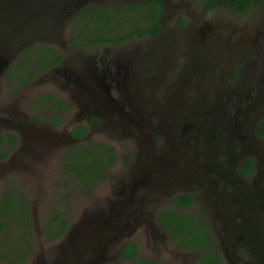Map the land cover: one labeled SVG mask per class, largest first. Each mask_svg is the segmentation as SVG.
Listing matches in <instances>:
<instances>
[{"label":"flooded vegetation","instance_id":"obj_1","mask_svg":"<svg viewBox=\"0 0 264 264\" xmlns=\"http://www.w3.org/2000/svg\"><path fill=\"white\" fill-rule=\"evenodd\" d=\"M150 1L156 0H0V62H7L0 83L10 79L15 60L34 59L35 53L25 57L30 49L46 48V57H62L47 71L36 70L42 86L56 87L43 90L38 110L39 94L34 97L26 87L34 77L18 100L25 103L24 113L0 110L8 116H0V123L25 136V149L49 147L61 159L72 145L90 140L114 148L122 167L114 170L115 165L109 175L115 171L120 189L103 204V216L115 227L94 239L96 248L102 247L99 253L80 248L79 262L95 264L113 249L117 263L109 264H131L121 250L132 242L136 259L160 264H206L198 260L204 256L218 264H264V40L256 36L225 48L220 22L204 31H213L209 37L196 34L211 12L245 16L257 5L239 13L226 7L205 10L200 0H158L155 36L121 45L70 42L85 9L136 7L149 14L155 9ZM250 23L264 29V18ZM45 95L65 109L47 104ZM50 108L59 118L55 125L46 118ZM36 113L42 121L33 119ZM80 128L84 136H72ZM15 138L14 147L20 144ZM1 146L8 149L6 141ZM163 210L168 228L159 221ZM71 251L58 254L54 264L66 263L67 256L73 261Z\"/></svg>","mask_w":264,"mask_h":264},{"label":"trees","instance_id":"obj_2","mask_svg":"<svg viewBox=\"0 0 264 264\" xmlns=\"http://www.w3.org/2000/svg\"><path fill=\"white\" fill-rule=\"evenodd\" d=\"M262 0H200L205 10L214 7H226L228 9L244 13L253 5H257ZM155 9L150 8V13L139 12L135 8L120 10L119 8L110 9H85L80 18L76 22L78 29L73 31L70 42L75 45L76 41H85L87 43H78L80 47L98 44H119L134 38L144 36H155L160 31V12L162 10L161 3L150 1ZM29 54L35 53L36 56L32 60L25 63V75L19 71L8 80L14 95L23 88L30 79L36 75V68L39 73L47 71L62 60L61 56L53 55L45 56V52L50 51L46 48L30 49ZM27 54L25 57H30ZM15 84V85H14ZM47 104L52 101L59 104L61 109H65L62 103L56 101L51 95H45ZM40 96L36 101L35 111L38 110ZM50 124L55 125L59 118L55 116V112L50 108L46 117ZM33 119L38 122L42 118L38 113L33 114ZM72 136L81 138L85 134V129L80 128L71 132ZM3 141L8 144V149H12L17 144V139L10 134L3 135L0 133V149ZM5 154H2V157ZM116 162L115 150L107 147L103 143L88 142L86 144L77 143L69 147L59 165V171L62 174L70 175L76 181L78 187L83 193H89L94 190L105 176L106 171L110 170ZM23 188L22 185L19 186ZM167 210L160 213L159 221L166 228L169 227V221L165 222L161 215ZM181 222H175L176 227ZM68 221L63 216H55L52 221H47L41 227V231L48 239L59 238L66 231ZM33 227L31 212L28 200L22 191L13 190V187L6 186L0 197V261L5 264H23L27 258L33 253ZM137 246L135 243H126L121 250V257L133 259L131 264H160L140 258L136 259ZM208 260L206 264H218L216 258L212 256H204L198 260ZM195 264V263H194Z\"/></svg>","mask_w":264,"mask_h":264},{"label":"rangeland","instance_id":"obj_3","mask_svg":"<svg viewBox=\"0 0 264 264\" xmlns=\"http://www.w3.org/2000/svg\"><path fill=\"white\" fill-rule=\"evenodd\" d=\"M256 18H264V0L260 1L255 9L245 16L236 15L235 13H226L224 10L207 14L204 16L203 21L199 22L200 27L197 28L196 34L199 38H203L206 33L204 32L205 30H209L213 26L217 27L220 22L219 25L222 28L225 27V29L223 31L220 30L221 33L217 31L213 36L217 37L220 33L219 41L225 48L230 49L238 43L250 42L253 39L257 40L256 36H259L260 39L258 41H261L264 40V38H261V34L264 35V29L258 27L259 23H257V25L250 23V20ZM212 32H207L206 37H209ZM119 44L121 45V43ZM27 53L28 51L25 52V54ZM30 54H28V56ZM22 59L23 57L20 61L15 60L11 66L13 72L8 73L6 78L11 79L18 71L25 75L26 58L25 61ZM31 70L36 71V68L34 67ZM136 79L137 81L139 80L138 82L144 80L140 75L137 76ZM40 80L41 75H38L30 82L32 85H30V83L26 85V87H31L30 89H32L34 97L39 94L35 97L36 101L40 94L44 92L43 90L56 88L52 84H50L49 87H44ZM42 80L49 81V78ZM26 87L20 89L16 93L17 96H14L12 95L14 91L11 90V85L8 83V80L5 85L0 83V110L14 109L16 113L23 114L25 103H19L18 100L22 97L24 98L27 94ZM54 90L56 89H53V91ZM22 101H24V99ZM2 104L4 107H1ZM0 116L2 119L8 118L5 112L0 113ZM8 125L7 123H0V133H8L14 135V137L16 136L19 138L20 144L12 149H6L5 151L0 150V197L6 186L11 185L16 193L17 191H22L28 200L32 219V236L34 244L33 253L26 264L29 262L38 263L40 258L44 259L47 264H54L57 260L56 256L59 254L58 247L63 243V238L66 236V233L76 230L77 226L81 224V221L85 219L86 215L91 217L90 215L97 213L96 216H102L104 210L103 204H106L108 197L113 199L116 198V196L112 194L117 193L120 187L118 178L112 174L115 173L114 170L119 169L122 165L118 159L117 165L115 162L113 166L115 167L116 165L111 175L109 174L112 168L106 171L104 178L97 188L89 193H83L74 178L67 174L64 175L59 171L61 156L59 155L60 152H56L59 150L55 149V154L50 153L49 147L40 150L38 147L35 148L30 146L25 149L26 141L23 140L25 136H23L22 133H20L21 136L17 135L13 129L7 128ZM90 142L95 141L90 140ZM30 143H32V141L28 140V144ZM2 154L5 155L2 157ZM20 185L23 186L22 189H20ZM99 213L102 215H98ZM55 216H63L67 219V229L62 237L56 240L48 239L43 235L41 227L47 221H52ZM148 232L150 233V231H147V233ZM48 255H50V257H48ZM105 255L107 256L106 260H104ZM140 257L143 258L142 255H140ZM116 259L117 254L113 249H110L106 254H103L95 264H109V262H116ZM0 264L4 263L0 261ZM123 264H128V262Z\"/></svg>","mask_w":264,"mask_h":264},{"label":"water","instance_id":"obj_4","mask_svg":"<svg viewBox=\"0 0 264 264\" xmlns=\"http://www.w3.org/2000/svg\"><path fill=\"white\" fill-rule=\"evenodd\" d=\"M6 65H7L6 61L0 62V74ZM87 217L88 216H85V219L81 221V224L77 226L76 230L68 231L66 233V236L63 238V243H61V245L58 247L59 255L64 254L65 256L66 254L71 253L72 252L71 250L75 251V253L72 255H75L76 258L73 261H71L70 257L67 256L65 264H73V262L75 261H77L76 264H86V263L79 262L80 261L79 256L81 253L80 248L86 251H91V252L92 250H95L97 253H99L98 251L101 250L102 247L97 249L96 248L97 240H94V239L96 237L98 238L103 237V229H109L110 227L111 228L115 227L111 219L107 218L105 215L104 216L103 215L102 216L93 215L91 217H88V218ZM83 233H87V234H85L84 237L81 238V234ZM77 258L79 259V261ZM94 261L95 260H93V262ZM40 263L41 261L35 264H40Z\"/></svg>","mask_w":264,"mask_h":264}]
</instances>
